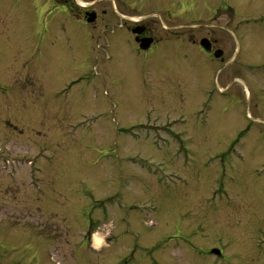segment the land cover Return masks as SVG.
<instances>
[{
  "label": "rangeland",
  "instance_id": "rangeland-1",
  "mask_svg": "<svg viewBox=\"0 0 264 264\" xmlns=\"http://www.w3.org/2000/svg\"><path fill=\"white\" fill-rule=\"evenodd\" d=\"M215 5L211 29L231 37L219 41L224 62L236 59L227 70L263 63L264 0H175L168 11L187 27ZM122 43L103 56L49 0H0V53L18 51L0 56V148L23 157L0 164V264H264L263 69L228 89L219 62L167 77ZM37 154L32 171L24 157Z\"/></svg>",
  "mask_w": 264,
  "mask_h": 264
},
{
  "label": "flooded vegetation",
  "instance_id": "flooded-vegetation-1",
  "mask_svg": "<svg viewBox=\"0 0 264 264\" xmlns=\"http://www.w3.org/2000/svg\"><path fill=\"white\" fill-rule=\"evenodd\" d=\"M127 1L133 2L134 0H86L84 2L86 5H78L74 0H49L51 6L53 4L54 8L59 9V11L74 12L73 15L79 20L80 25L86 29L87 34L92 36V40L103 44L104 47L101 53L103 56L104 53L117 54L116 52L122 47V42L128 39V46L131 47L132 51L136 55L144 57L146 70L149 69L148 72L164 71L163 75L166 74L167 77L172 74L177 76L181 73L190 74L195 71H202L204 74L210 72L217 62L221 63L222 67L226 64L224 62V56L227 54L226 47H223L219 41L227 44V38L231 39V37L218 39L216 32L211 29L216 28V21H214L216 20V5L211 7L212 15L206 23L203 24L199 20L198 23L186 27L179 22H173L172 15L168 11V7L172 6L175 0H140L143 4V11L130 8ZM107 9L110 11L109 14H107ZM86 12L95 13V21L91 25H88L84 19ZM232 23L231 18L230 21L227 20L225 26H230ZM261 24L258 25L260 29L257 41L264 45V24L262 22ZM192 27L197 31V36H189L185 32L186 28ZM96 29L98 31L94 35L92 31ZM200 30H205L204 34H202L203 32L200 33ZM227 32L232 35L230 31L227 30ZM254 38V36H250L246 37L245 40L252 43ZM141 40L149 41V47L146 51L140 50L139 43ZM202 40H205L206 48L200 45ZM188 45L201 56L199 61L194 60L192 55L182 53ZM13 49L14 47H11L8 53H0V56L13 55L16 58L18 51L11 53L10 51ZM217 51L222 52L218 57H216L218 55V53L216 54ZM234 61L236 59L227 62V67L231 66ZM238 63V68L227 70L226 67L222 71H229L230 73L229 77L231 78L228 81V89L235 84L241 86L240 80L242 81V79L248 77V71H251V69L261 70L262 68L264 71V62L254 67L252 66L253 62L249 61L248 58H243ZM2 72L4 71H1L0 67V77ZM4 82V79L0 80V108H2L3 102L1 96L5 98V94L9 92L3 85ZM234 95L231 98L236 97L238 92H234ZM5 138V133H0V141ZM3 148H0V164L7 163L9 159L20 157L9 155L6 152L7 147L5 145H3ZM16 151H18V148L14 149V152Z\"/></svg>",
  "mask_w": 264,
  "mask_h": 264
},
{
  "label": "water",
  "instance_id": "water-1",
  "mask_svg": "<svg viewBox=\"0 0 264 264\" xmlns=\"http://www.w3.org/2000/svg\"><path fill=\"white\" fill-rule=\"evenodd\" d=\"M93 20H94V16H91L87 21L90 23V22H92ZM201 45H202L203 47H205L204 42H202ZM219 55H220V53H218V55H216V57H218ZM212 254L218 256V255H219V252L214 250V251H212Z\"/></svg>",
  "mask_w": 264,
  "mask_h": 264
},
{
  "label": "bare ground",
  "instance_id": "bare-ground-1",
  "mask_svg": "<svg viewBox=\"0 0 264 264\" xmlns=\"http://www.w3.org/2000/svg\"><path fill=\"white\" fill-rule=\"evenodd\" d=\"M234 242V241H233Z\"/></svg>",
  "mask_w": 264,
  "mask_h": 264
}]
</instances>
